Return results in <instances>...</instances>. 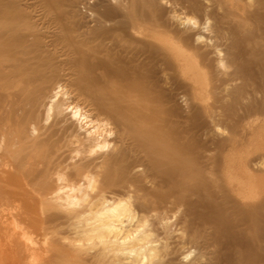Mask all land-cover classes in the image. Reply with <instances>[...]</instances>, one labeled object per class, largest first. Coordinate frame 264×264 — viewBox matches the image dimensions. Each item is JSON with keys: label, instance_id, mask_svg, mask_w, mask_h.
<instances>
[{"label": "bare ground", "instance_id": "bare-ground-1", "mask_svg": "<svg viewBox=\"0 0 264 264\" xmlns=\"http://www.w3.org/2000/svg\"><path fill=\"white\" fill-rule=\"evenodd\" d=\"M0 218L38 264H264V0H0Z\"/></svg>", "mask_w": 264, "mask_h": 264}, {"label": "rangeland", "instance_id": "rangeland-1", "mask_svg": "<svg viewBox=\"0 0 264 264\" xmlns=\"http://www.w3.org/2000/svg\"><path fill=\"white\" fill-rule=\"evenodd\" d=\"M215 106L217 109H221L224 111L225 107H227V104H224L220 100V97L216 99ZM224 119L220 122L221 128H224L225 126ZM11 207H7V210ZM23 209V208H22ZM36 215L38 217V206L36 207ZM2 221V218H0V222ZM8 225V232L16 231L18 232V238L11 240V235H3L2 232H0V246L1 248L4 247V245L7 243L10 246L9 251L7 252V257L10 260H17L16 262H13L12 264H38V232L35 229H29V221L24 219H9L7 221ZM26 228L29 229L28 233L26 235H23ZM27 230V229H26ZM33 241V243H32ZM13 242L15 245L13 246ZM35 244V245H34ZM33 246H36L35 248ZM75 257V254L72 255ZM77 259V257H76ZM3 260V261H2ZM1 261L3 263H1ZM0 264H5L4 259H0ZM11 264V263H10ZM75 264H87V263H79L78 261L75 262Z\"/></svg>", "mask_w": 264, "mask_h": 264}]
</instances>
